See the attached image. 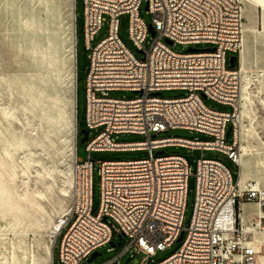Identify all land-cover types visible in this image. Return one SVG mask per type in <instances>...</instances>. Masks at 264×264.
I'll use <instances>...</instances> for the list:
<instances>
[{"label":"built area","instance_id":"obj_1","mask_svg":"<svg viewBox=\"0 0 264 264\" xmlns=\"http://www.w3.org/2000/svg\"><path fill=\"white\" fill-rule=\"evenodd\" d=\"M83 2V30L90 48L85 122L86 129H101L87 141L86 149L88 153L146 150L148 155L101 162L100 207L97 215H92V161L89 154L84 161L77 157V139L81 134L75 121L77 187L73 202L52 237L53 249L61 235L60 264H90L87 259L111 241L113 229L129 239L124 251L132 247L146 260L185 232L176 252L149 264H261L264 187L251 179L240 182V77L235 66L227 65V53L236 54L239 60L243 46L242 0H146L152 15L150 24L139 16L142 0ZM121 14L129 16V35L142 54L140 58L117 35ZM105 15L107 35L92 46ZM149 32L152 38L147 41ZM73 33L76 71L75 13ZM167 40L190 48L176 52ZM200 43L212 47L190 50ZM76 89L77 78L75 94ZM169 89L188 93L176 98L161 96L162 91ZM115 90L131 91L135 96L111 97L109 92ZM203 97L229 105L231 110L213 109L204 103ZM170 129L194 130L211 139L159 136ZM120 133L139 134L144 140L113 141L111 135ZM167 146L217 150L238 167L233 180L221 161L202 155L197 159L193 214L186 229L182 220L189 168L183 156L166 154ZM247 203L258 208L250 219L242 213V206ZM112 263L114 260L107 264Z\"/></svg>","mask_w":264,"mask_h":264},{"label":"rangeland","instance_id":"obj_2","mask_svg":"<svg viewBox=\"0 0 264 264\" xmlns=\"http://www.w3.org/2000/svg\"><path fill=\"white\" fill-rule=\"evenodd\" d=\"M264 0L243 2L244 44L242 60L245 70L240 71L241 60L235 62L239 70L240 90L238 114L240 136L247 154L243 155L246 169L241 182L251 179L264 187ZM74 6V0H73ZM76 16V100L77 124L86 129V77L89 69L90 48L83 30L84 2L75 0ZM139 16L147 24L152 15L142 0ZM251 19L255 30H249ZM71 0H0V229L6 231L1 239L11 242L0 246V264H13L10 252L18 256L16 264H47L46 247L51 240V225L73 202L77 176L72 155L74 131L70 122L71 111ZM129 16L118 17L117 35L137 57L142 54L129 35ZM108 32V17L92 40V46ZM152 38L151 32L147 41ZM148 48L147 42L144 43ZM176 52H187L190 46L170 44ZM212 47L207 43L191 46L193 49ZM233 53H227V65ZM24 84V85H20ZM34 84V90L30 88ZM187 90L169 89L160 94L166 98L182 97ZM247 94V95H246ZM111 97L135 96L127 90L110 91ZM241 95V96H240ZM246 96V97H245ZM204 103L217 110L230 111L229 105L203 97ZM88 130V139L78 140L76 154L82 161H92L91 214L97 215L100 207V164L102 161L131 160L147 157L146 150H105L88 153L86 144L101 130ZM73 134V135H72ZM161 137H183L194 140H210L206 134L187 129H170ZM82 136H80L81 138ZM115 142H138L144 136L133 133L113 134ZM157 150H155L156 152ZM154 152V153H155ZM166 154L183 156L188 164L186 201L183 212V228L191 222L196 190V163L201 155L225 164L236 180L238 167L226 154L217 150L190 149L167 146ZM13 199L16 201H13ZM7 207L10 211L3 206ZM246 206V205H244ZM10 222H12L10 224ZM264 225V222H263ZM185 231V230H184ZM20 236L14 241L16 234ZM176 240L163 250H158L147 260L134 248L124 251L129 243L123 237L119 246L110 242L97 251L101 253L90 264H149L159 262L176 252L184 240ZM113 229L111 241H118ZM61 235L53 245V264H60ZM264 244V234L260 239Z\"/></svg>","mask_w":264,"mask_h":264},{"label":"bare ground","instance_id":"obj_3","mask_svg":"<svg viewBox=\"0 0 264 264\" xmlns=\"http://www.w3.org/2000/svg\"><path fill=\"white\" fill-rule=\"evenodd\" d=\"M244 1L246 3L251 2V0H244ZM261 2L263 3V6H264V2L263 1H261ZM71 9H72V21H71V32H72V39H71V65H72L71 84L72 85H71V88H72V96L70 98L71 111H70V114H69V118H70V122L72 124V129L74 131V127H75V79H76L75 74H76V71H75V44H74V33H73V31H74V6H73V0H71ZM250 21H251V27H250L249 30L250 31L251 30H255V21H254V19H251ZM242 44H244V31H243ZM242 51H243V47H242V49H241V51L239 53V60H241V66L239 68L240 71L245 70L244 63H243V60H242ZM20 85H24V84H20ZM30 88L32 90H34V84H31ZM240 139L242 141V136H240ZM71 149H72V155H73V159H74V149H75L74 137H72V147H71ZM244 154H247V150H246V147L243 145V142H242V153H241V156L239 158L240 182H241L242 176H243V174L245 172V169H246V163H245V161L243 159V155ZM15 200L13 199V201H15ZM4 205L5 204H3V206ZM248 206L249 205H246L245 207H248ZM5 208L7 209V211H10L7 207H5ZM68 209L69 208L66 209L65 213L68 211ZM61 219H62L61 217H58L54 221V223L51 225V227H50L49 233L51 234V240L48 242L47 247H46L47 264H50L51 257H52V237L57 232ZM11 223L12 222H10V224ZM5 234H7V232L3 231L2 229H0V246L2 248H6L7 244H9V242H11L10 239L5 238V237L3 239H1V237L3 235H5ZM14 234H16V233H14ZM16 235L17 236L14 239L15 242H17V240L20 239V236L18 234H16ZM9 259L11 260V262L13 264H16L19 258H18L17 254L15 252H10ZM260 262H261V264H264V257H260Z\"/></svg>","mask_w":264,"mask_h":264},{"label":"water","instance_id":"obj_4","mask_svg":"<svg viewBox=\"0 0 264 264\" xmlns=\"http://www.w3.org/2000/svg\"><path fill=\"white\" fill-rule=\"evenodd\" d=\"M167 42L169 44L172 43L170 40H167ZM190 50H193V48H191ZM236 60H237V57L235 55L230 56V58H229V66L230 67H234ZM75 121H76V94H75ZM80 134L82 135V137L80 138L81 142H84L85 140H87L88 132H87L86 129H81L80 130ZM157 153H162V151H158ZM182 237H183L182 234H180L177 240H180ZM122 238H123V235L119 234L118 241L115 242V243L113 241H110V243L112 244V246H119L121 244ZM98 255H101V253L98 252V251H94L90 255V257L87 259L86 263H90L92 261V259L96 258Z\"/></svg>","mask_w":264,"mask_h":264},{"label":"crops","instance_id":"obj_5","mask_svg":"<svg viewBox=\"0 0 264 264\" xmlns=\"http://www.w3.org/2000/svg\"><path fill=\"white\" fill-rule=\"evenodd\" d=\"M244 205H249L248 207H245ZM242 207V213L247 217V218H252L255 216V214L258 211V208L256 206V204L254 203H247L244 204Z\"/></svg>","mask_w":264,"mask_h":264},{"label":"trees","instance_id":"obj_6","mask_svg":"<svg viewBox=\"0 0 264 264\" xmlns=\"http://www.w3.org/2000/svg\"><path fill=\"white\" fill-rule=\"evenodd\" d=\"M237 61V60H236ZM236 67V66H235ZM76 116H77V100H76ZM76 121H77V119H76ZM77 129H78V133H80V129H79V127H78V124H77ZM81 136V135H80ZM80 136L78 137V139H77V143H78V140L80 139Z\"/></svg>","mask_w":264,"mask_h":264},{"label":"snow or ice","instance_id":"obj_7","mask_svg":"<svg viewBox=\"0 0 264 264\" xmlns=\"http://www.w3.org/2000/svg\"><path fill=\"white\" fill-rule=\"evenodd\" d=\"M143 243V242H142Z\"/></svg>","mask_w":264,"mask_h":264}]
</instances>
